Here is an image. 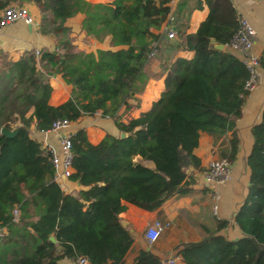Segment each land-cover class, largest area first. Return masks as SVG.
I'll list each match as a JSON object with an SVG mask.
<instances>
[{
  "label": "trees",
  "instance_id": "1",
  "mask_svg": "<svg viewBox=\"0 0 264 264\" xmlns=\"http://www.w3.org/2000/svg\"><path fill=\"white\" fill-rule=\"evenodd\" d=\"M23 1L36 5L37 30L53 37L54 48L31 47L15 59L0 48V127L21 125L11 137L0 132V224L6 227L0 264H61V258L79 255L90 264H124L133 242L120 221L125 202L156 210L187 193V169L201 166L194 149L202 132L228 136L221 157L232 162L237 156L236 118L250 92L245 87L250 71L235 53L214 44L227 45L239 16L231 0H194L188 9V0L176 2L172 14L178 33L170 45L192 55L176 56L165 66L163 88L148 109L126 121L115 118L124 137L107 132L93 143L85 129L73 132L69 179L83 186L73 194L54 180L51 152L30 134L31 120L41 131L57 118L114 116L145 83L144 67L160 49L157 30L169 0H110L104 9L88 0H0V10ZM203 3L206 17L194 32H186L182 21ZM77 14L79 28L96 41L108 36L109 47L77 48L67 23ZM154 41L157 50L148 56ZM52 73L71 85L58 104L49 102L47 75ZM250 131L247 193L233 214L242 235L230 239L218 233L229 220L216 218V228L205 227L201 239L176 245L185 264H264V108ZM136 155L152 160L154 167L135 161ZM131 264L162 262L141 248Z\"/></svg>",
  "mask_w": 264,
  "mask_h": 264
},
{
  "label": "crops",
  "instance_id": "2",
  "mask_svg": "<svg viewBox=\"0 0 264 264\" xmlns=\"http://www.w3.org/2000/svg\"><path fill=\"white\" fill-rule=\"evenodd\" d=\"M95 9H104L108 0H88ZM110 1V0H109ZM178 0H176L177 2ZM194 0H188L187 9L192 7ZM238 16L246 17L256 30V36L252 51L262 58V65L257 67V80L254 88L245 97L241 106L240 113L236 118V132L239 138V149L236 158L230 163L231 179L219 186L207 183L204 178V170L209 161L221 157V153L228 148V136H215L211 133L202 132L199 143L195 147V153L201 159L199 168L189 167L186 172V178L190 180L188 187L190 190L182 195H175L167 199L158 209L147 210L138 207L132 203L125 202V209L120 212V220L126 222L133 237V242L125 254L124 264H131L138 253L139 249H149L152 253L160 258L174 257V261L169 264H185L177 253L176 245L180 242L195 241L206 235L205 227L211 231L216 228V218L229 220L226 228L218 231L227 238L233 239L242 235L241 230L233 220V214L243 202L248 186L249 167L246 161L247 154L250 151L253 137L250 131L251 126L261 118V112L264 108V0H231ZM33 12L36 22L32 25L21 21L14 22L6 27L0 28V48L15 59L24 49L41 47L54 48V41L51 35H45L37 30L38 9L31 1H23ZM176 4V3H175ZM208 7L203 3L201 8H192L189 18L182 21V28L186 32H194L199 23L206 17ZM79 17L80 25L81 14H77L67 20L71 24V19ZM181 22V20H180ZM72 34L74 35V29ZM78 27V26H77ZM80 27V26H79ZM79 35L84 34L83 39L74 40L77 48L85 50H95L98 47H105L109 42V37L105 36L101 44L90 36L86 35L83 30ZM159 30V29H158ZM157 30V31H158ZM175 35L168 37L163 33L157 53L149 58L144 72L146 73L143 87L134 92V95L128 98V103L122 105L118 112L111 117L95 114L94 116L84 115L77 120L71 121L69 130L74 132L79 128L86 131L88 139L96 143L105 133L119 135L120 129L115 124V118L120 117L126 121L129 117L137 116L140 112L148 109L151 102L156 99L163 88V74L165 66L176 56L184 55L190 57L192 51L175 49L170 44L177 38ZM83 35V36H84ZM80 41V42H79ZM168 46V47H167ZM227 47L239 58L242 54L235 49ZM52 90L49 97L51 104H58L65 100L71 90V85L63 79L60 73L47 75ZM30 134L42 142L44 146L47 143L57 145L58 135L55 132L44 134L35 128V118H32L30 124ZM135 161L153 168L154 163L150 159L143 158L139 155L134 157ZM62 189L66 192L76 194L83 186L77 181L69 178L60 183ZM218 188L220 200L217 209H213V191ZM161 218L170 221V225L163 229L160 236L152 244H148L144 231L148 223L154 218ZM61 264H72L71 258H61Z\"/></svg>",
  "mask_w": 264,
  "mask_h": 264
},
{
  "label": "built area",
  "instance_id": "3",
  "mask_svg": "<svg viewBox=\"0 0 264 264\" xmlns=\"http://www.w3.org/2000/svg\"><path fill=\"white\" fill-rule=\"evenodd\" d=\"M176 0H169V12L167 13L166 20L162 23L158 30L159 35L166 33L168 37L175 35V26L173 23L172 10ZM17 20H22L24 23L32 25L36 22L35 15L26 4H9L0 10V28L6 27ZM256 30L251 22L244 16L239 17V24L230 40L228 47L238 50L242 56L241 59L245 62L250 71V76L246 81L245 87L250 91L254 88L257 80V67L260 64L259 56L252 51ZM156 41L153 42V47L148 56H152L157 50ZM38 50H36V53ZM111 117V116H108ZM71 121L67 118H57L53 120L51 125L41 130L45 135L50 132H55L58 135L57 145L51 143L46 144V148L51 152V162L54 166L53 178L58 183L64 179L69 178L72 167V150H71V136L72 131L69 130ZM230 163L225 157H218L209 161L204 170V178L207 183L216 186L222 185L231 179ZM213 209L216 210L219 200L220 192L215 188L212 194ZM19 214L18 205L12 209V219L16 220ZM170 225V221L161 218H154L147 224L144 236L148 244H152L160 236L163 229ZM6 230L5 225L0 224V235ZM174 261V257L161 258L162 264H169ZM72 264H90L88 258L83 255L76 256L72 259Z\"/></svg>",
  "mask_w": 264,
  "mask_h": 264
},
{
  "label": "water",
  "instance_id": "4",
  "mask_svg": "<svg viewBox=\"0 0 264 264\" xmlns=\"http://www.w3.org/2000/svg\"><path fill=\"white\" fill-rule=\"evenodd\" d=\"M223 43H215L214 46L217 47V48H222L223 47ZM21 127V125H17L15 126L14 128L12 129H9V128H6L5 126H2L0 127V132L3 133L5 136L7 137H11L13 136L17 131L18 129ZM126 135V132L121 130L119 132V137H124ZM122 225L123 226H126V222L124 220H120ZM49 239L52 241V242H56V238H55V235L53 233L49 234Z\"/></svg>",
  "mask_w": 264,
  "mask_h": 264
},
{
  "label": "rangeland",
  "instance_id": "5",
  "mask_svg": "<svg viewBox=\"0 0 264 264\" xmlns=\"http://www.w3.org/2000/svg\"><path fill=\"white\" fill-rule=\"evenodd\" d=\"M109 1V0H108ZM107 1V2H108ZM78 19H79V17H75V18H73V19H71V23H72V25L75 27V29H74V35H73V38H74V40H79V39H83L84 37H85V35L84 34H82V35H79L80 34V31L78 30V27H79V25H78ZM19 21H21V22H23L22 20H17V22H19ZM24 23V22H23ZM78 26V27H77ZM84 35V36H83ZM87 35V34H86ZM80 42V41H79ZM101 42V44H104L105 43V41H100ZM105 47H109V42H107L106 44H105Z\"/></svg>",
  "mask_w": 264,
  "mask_h": 264
}]
</instances>
